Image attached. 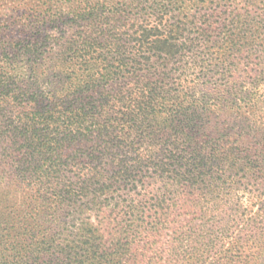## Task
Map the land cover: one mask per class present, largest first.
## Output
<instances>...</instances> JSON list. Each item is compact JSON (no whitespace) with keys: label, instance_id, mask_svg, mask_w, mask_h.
Listing matches in <instances>:
<instances>
[{"label":"trees","instance_id":"obj_1","mask_svg":"<svg viewBox=\"0 0 264 264\" xmlns=\"http://www.w3.org/2000/svg\"><path fill=\"white\" fill-rule=\"evenodd\" d=\"M24 6L0 18V264H264V201L227 217L264 190V0Z\"/></svg>","mask_w":264,"mask_h":264},{"label":"rangeland","instance_id":"obj_2","mask_svg":"<svg viewBox=\"0 0 264 264\" xmlns=\"http://www.w3.org/2000/svg\"><path fill=\"white\" fill-rule=\"evenodd\" d=\"M13 1L14 0H0V18H1V20L4 21L5 26H9V24H11V22L13 20H16L17 22H20V21L24 22V18H22V20L20 18L24 12V9H23V11L21 9L23 7H25L24 5L26 3H28V0H18L17 4H15ZM42 1L43 0H40V2H42ZM20 3L22 5H19ZM15 5H19L20 7L17 8L16 11H14L12 13V6H15ZM235 187H237V188L234 191L235 196L233 198V201H231L232 205L230 207H227L228 208L227 209V211H228L227 217H228V215H234V209L244 210L247 212V214L252 216V212L254 213V212H257L259 210V208L261 206L259 203L260 202L262 203V201H264V190H260L259 192H257V191L255 192L254 190L250 189L251 187L245 186L242 183L240 184V186H235ZM253 193H255L256 196H260L261 201H260V199L258 200V198H255V196H253L254 195ZM209 210H211V209L209 208ZM225 211H226V209H225ZM209 215H211V216H217L218 215L219 216V213L216 211L215 212L212 211V213H209ZM164 234L165 235L162 238V241L163 242L170 241L171 232L166 231V232H164ZM244 234H245V232L242 234V236H243L242 242H248V241H246ZM231 243H232V239L224 241V243H222L221 246H223L224 249H229V248H231V245H230ZM248 246H249V244L246 243V248H245L246 254L249 253Z\"/></svg>","mask_w":264,"mask_h":264}]
</instances>
